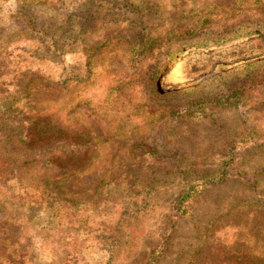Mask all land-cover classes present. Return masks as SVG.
Here are the masks:
<instances>
[{"label": "rangeland", "instance_id": "1", "mask_svg": "<svg viewBox=\"0 0 264 264\" xmlns=\"http://www.w3.org/2000/svg\"><path fill=\"white\" fill-rule=\"evenodd\" d=\"M30 1L0 0V264H264V0Z\"/></svg>", "mask_w": 264, "mask_h": 264}, {"label": "crops", "instance_id": "2", "mask_svg": "<svg viewBox=\"0 0 264 264\" xmlns=\"http://www.w3.org/2000/svg\"><path fill=\"white\" fill-rule=\"evenodd\" d=\"M14 1H16V0H10V2L7 5L8 6L11 5L12 3H14ZM57 1L58 0H56L55 3H57ZM29 2L33 3L35 1H29ZM19 4H21V2H19ZM89 4H91L90 1H89ZM13 5L11 6V9H9V7H7L6 10L1 11V13H0V22H4V21L7 20L6 22L10 23L13 20L14 16L18 14V12L16 13L17 5L16 4H13Z\"/></svg>", "mask_w": 264, "mask_h": 264}, {"label": "trees", "instance_id": "3", "mask_svg": "<svg viewBox=\"0 0 264 264\" xmlns=\"http://www.w3.org/2000/svg\"><path fill=\"white\" fill-rule=\"evenodd\" d=\"M26 1H28V2H24V3H25V4H28L30 0H26ZM25 55H26L27 58H25V59H23V60H26V61H25L26 63H28L29 60H30V61H34L35 63H37V59H38V58H37V57L34 58V55H33L32 53H30L29 51H26V52H25ZM90 55H91V54H90ZM20 66L23 67V70H28V71H30L31 69H33V66H31V67H26V64H25V66L19 64L17 67H14L15 69H13V71H15L16 73H12V74H13L12 77L15 76L16 79H18V77H20V78L23 77L22 72H21V70L19 69ZM25 67H26L27 69H26ZM24 68H25V69H24ZM12 81H15V80H12ZM105 101H106V100H103V102H105ZM78 105H80V103H78Z\"/></svg>", "mask_w": 264, "mask_h": 264}]
</instances>
